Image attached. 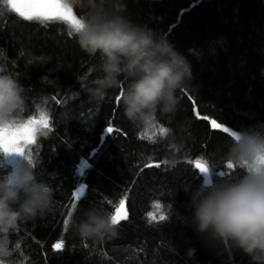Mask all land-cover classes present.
<instances>
[{
    "label": "trees",
    "instance_id": "16d2710c",
    "mask_svg": "<svg viewBox=\"0 0 264 264\" xmlns=\"http://www.w3.org/2000/svg\"><path fill=\"white\" fill-rule=\"evenodd\" d=\"M126 4L134 20L163 34L191 65L192 87L178 90L177 112L171 118L158 114L150 130L124 117L115 99L123 85L110 89L99 104L87 99L80 84L96 75L97 58L79 49L63 22L26 21L0 0V56L25 85L24 116L49 115L47 136L27 149L55 202L44 219L22 225L11 236L14 250L5 264H248L234 250L217 254L194 231L183 188L202 179L191 161L201 155L216 160L233 139L214 129L211 120L235 132L264 130V0ZM160 126L171 132L160 134ZM173 137L185 151L169 168L164 161L174 151ZM10 167L7 158L0 162V177ZM80 185L85 189L74 215L90 204L113 213L125 199L127 218L118 221V238L81 240L64 226ZM57 242L62 247L54 249Z\"/></svg>",
    "mask_w": 264,
    "mask_h": 264
},
{
    "label": "clouds",
    "instance_id": "9594fccd",
    "mask_svg": "<svg viewBox=\"0 0 264 264\" xmlns=\"http://www.w3.org/2000/svg\"><path fill=\"white\" fill-rule=\"evenodd\" d=\"M61 4L74 17L65 25L79 49L97 58L92 68L96 75L80 84L89 101L99 104L110 89L123 85L122 113L133 125L150 130L158 114L174 116L180 104L177 92L192 87L193 76L186 57L163 34L134 20L126 0H61ZM27 111L25 85L0 56V162L10 157L18 161L0 177L3 262L14 250L11 236L22 225L44 219L55 203L51 185L15 151L29 137L48 134L45 117L38 114L29 121L24 116ZM236 133L238 138L216 160L196 157L202 179L195 187L183 188L191 209L189 223L217 254L234 250L247 257L248 264H264V130L250 127ZM170 142L174 151L164 162L173 168L185 147L174 137ZM232 166L237 170L217 173V169ZM69 227L81 240L104 242L119 236L112 212L98 204L73 215Z\"/></svg>",
    "mask_w": 264,
    "mask_h": 264
},
{
    "label": "snow or ice",
    "instance_id": "6c2138e0",
    "mask_svg": "<svg viewBox=\"0 0 264 264\" xmlns=\"http://www.w3.org/2000/svg\"><path fill=\"white\" fill-rule=\"evenodd\" d=\"M2 3L7 6L10 12L16 14L18 17L26 20V21H38L41 24L45 22H63L64 24H71L73 22L74 17H70L68 13L65 11V8L61 4V0H2ZM70 11V10H69ZM68 31L66 35L68 37H72V31L67 28ZM123 88H121L118 95L115 96L116 100H120V96L122 94ZM53 99H56L53 97ZM40 116H44L47 121V126L49 128V115L40 112ZM208 119V117H204ZM37 119V115H30L28 117L29 121H34ZM211 124L213 128L222 129L225 132H229L233 138H238V135L235 131L230 130L228 127H225L223 124L218 123L216 120H211ZM108 132L112 131V128L109 127L107 129ZM169 129L160 126L159 133L164 134L168 132ZM13 143H15V138H13ZM36 142L35 138L29 137L26 143L20 147L15 148V151L21 154L30 164L34 166V161L32 157L28 154L27 146L31 145ZM165 163V162H164ZM194 164L195 168L199 171L200 170V161L198 159L191 161ZM151 166V165H148ZM159 166V165H157ZM234 166H232V169ZM218 174L223 175V171L218 172ZM85 189L84 185L79 186V190L73 191L72 193V202L71 207L67 209V216L63 220V224L65 227L69 225V218L74 215V211L77 209V202L81 199L83 191ZM157 206H159V202H156ZM125 199L121 198L118 202V205L114 207V212L112 213V217L114 222L118 223L120 219H126L127 213H123ZM149 217H153V213H147ZM154 218V217H153ZM161 220L165 219L164 216L160 217ZM18 247V245H17ZM62 247L61 242H57L53 245L54 249H58ZM0 264H5V262L0 261Z\"/></svg>",
    "mask_w": 264,
    "mask_h": 264
},
{
    "label": "rangeland",
    "instance_id": "374dc122",
    "mask_svg": "<svg viewBox=\"0 0 264 264\" xmlns=\"http://www.w3.org/2000/svg\"><path fill=\"white\" fill-rule=\"evenodd\" d=\"M29 149V148H28ZM29 150H28V154H29ZM8 159V163L11 165V166H14L16 163H18L17 159L15 157H10V158H7ZM84 169V163L81 162L78 166V172H82Z\"/></svg>",
    "mask_w": 264,
    "mask_h": 264
},
{
    "label": "water",
    "instance_id": "95a60500",
    "mask_svg": "<svg viewBox=\"0 0 264 264\" xmlns=\"http://www.w3.org/2000/svg\"><path fill=\"white\" fill-rule=\"evenodd\" d=\"M210 125L212 126L211 122H210ZM214 129H216V130H222V129H218V128H214ZM122 215H123V213H122Z\"/></svg>",
    "mask_w": 264,
    "mask_h": 264
}]
</instances>
